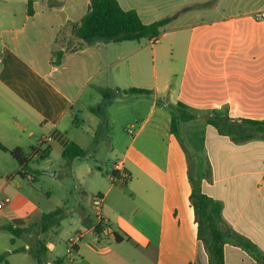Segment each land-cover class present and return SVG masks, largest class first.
<instances>
[{
	"label": "crops",
	"instance_id": "obj_1",
	"mask_svg": "<svg viewBox=\"0 0 264 264\" xmlns=\"http://www.w3.org/2000/svg\"><path fill=\"white\" fill-rule=\"evenodd\" d=\"M117 1L145 24L172 20L156 42L87 44L73 30L90 0H0L1 189L22 178L14 150L32 160L46 151L45 162L76 142L86 156L62 170L83 180L97 174L88 159L98 157L103 141L116 159L97 190L109 230L97 234L96 220L79 205L76 252L44 264H210L190 201L195 163L202 191L222 204V228L256 249L257 256L226 243L223 264H263L264 138L237 142L208 120L264 121V17H257L264 0ZM22 22L29 34L18 28ZM130 88L153 94L123 92ZM178 103L197 116L182 123L180 139L170 132V105ZM35 213L21 228L40 222L44 213Z\"/></svg>",
	"mask_w": 264,
	"mask_h": 264
},
{
	"label": "trees",
	"instance_id": "obj_2",
	"mask_svg": "<svg viewBox=\"0 0 264 264\" xmlns=\"http://www.w3.org/2000/svg\"><path fill=\"white\" fill-rule=\"evenodd\" d=\"M29 4L31 6V2ZM171 20L172 17H168L145 24L135 10H124L117 0H90L87 14L82 18L76 30L73 31L80 40L87 44L97 41L122 43L144 39L152 40L160 37L162 28L169 24ZM123 92L129 95L153 94L151 90L141 88H130L123 90ZM105 96L108 95L105 94ZM170 109V132L180 139L182 123L195 121L197 116L183 103L171 104ZM208 122L216 126L222 134L232 137L237 142H244L253 138H264V121L232 120L227 116L218 114L216 119H209ZM219 123H222V125ZM12 155L21 167L19 175L23 179L31 181L35 180L33 175L36 173L32 163H40L48 158V152L46 151L36 152L35 160H32V157H26L20 150L12 151ZM85 156L86 150L76 142H71L62 154L65 161L84 158ZM194 167L195 163L190 162L189 179L192 185L190 201L195 210L198 237L206 247L210 264H223V246L229 242L238 244L257 256L255 247L242 236L222 228L224 220L222 204L202 191L201 179L196 176ZM64 212L65 209L58 208L49 213H44L39 224L41 233L46 234ZM84 225L90 227L93 222L84 223ZM94 227L97 234H102L104 231V224L101 221L96 222ZM0 229L7 230L16 237L31 231V227L21 228L12 224L1 225ZM47 250L46 245L41 243V246L35 252V259L38 264H44ZM5 260L6 254H0V262ZM262 262L264 264V257H262Z\"/></svg>",
	"mask_w": 264,
	"mask_h": 264
},
{
	"label": "rangeland",
	"instance_id": "obj_3",
	"mask_svg": "<svg viewBox=\"0 0 264 264\" xmlns=\"http://www.w3.org/2000/svg\"><path fill=\"white\" fill-rule=\"evenodd\" d=\"M32 1L34 3V1L40 2L42 0ZM47 1L45 0V3ZM136 1L121 0L125 7L136 4ZM18 5H22L23 10L27 7L21 3H18ZM25 24V22L20 23L18 28L25 26V33L29 34L31 26ZM144 40L150 41L148 39ZM58 59L59 56L56 55V60L58 61ZM81 109V105L78 104L75 112L78 113L79 122L87 131L89 126L83 123L85 115L78 112ZM72 132L74 131L72 130ZM89 135L91 136L92 145L95 146L96 142L92 134L89 133ZM101 143L99 146L101 151L98 157L88 159L97 174L90 175L86 179L77 180L66 174L62 170V165L66 163L65 160L61 156L53 154L49 161L32 163V167L36 171L33 175L34 181L16 177L17 182L9 191H5V194L0 187V201H3L6 197L11 198V202L4 211V213L10 212V219L4 217L3 214L0 217V226L12 224L20 227L26 225L25 227H27V220L30 219L33 222L37 220L34 218L36 210L43 214L58 208L65 209V213L59 217L57 223L46 234L41 233L40 222L31 225V231L23 233L20 237L14 236L7 230L0 229V254H6V260L3 261V264H37L35 252L39 249L41 243L45 245L55 243L57 248L56 252L48 250L44 257L45 260L54 258L55 255L61 258L68 255L66 243L68 244L67 241L77 235L75 231L81 226L79 205L88 211L93 221L96 220L97 222L95 217L97 211L93 208V198L98 195L97 190L99 188H103L108 184L107 175L111 173L116 162L112 155H108L105 143L103 141ZM18 183L22 185V188H16Z\"/></svg>",
	"mask_w": 264,
	"mask_h": 264
},
{
	"label": "built area",
	"instance_id": "obj_4",
	"mask_svg": "<svg viewBox=\"0 0 264 264\" xmlns=\"http://www.w3.org/2000/svg\"><path fill=\"white\" fill-rule=\"evenodd\" d=\"M258 18L264 17L263 14H258ZM159 38L152 39V42L158 41ZM120 164L116 166L117 170H120ZM112 178V176H111ZM31 179V178H30ZM11 202L10 197H6L3 201H0V217L3 215L6 206ZM93 208L97 211L95 214V217L97 219V222H102L104 224V231L108 232V226L107 221L103 215V197L101 195H97L93 198ZM82 235L80 233H77V235L73 238H70L67 242V251L68 255L72 256L75 253V248L78 246L79 241L81 240Z\"/></svg>",
	"mask_w": 264,
	"mask_h": 264
},
{
	"label": "water",
	"instance_id": "obj_5",
	"mask_svg": "<svg viewBox=\"0 0 264 264\" xmlns=\"http://www.w3.org/2000/svg\"><path fill=\"white\" fill-rule=\"evenodd\" d=\"M51 174L54 175V173H51ZM88 221H89V218H86V219L84 220L85 223H88Z\"/></svg>",
	"mask_w": 264,
	"mask_h": 264
}]
</instances>
